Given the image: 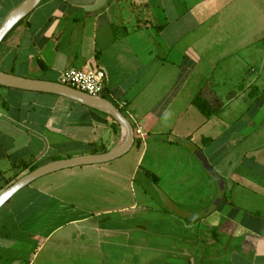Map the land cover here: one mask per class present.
I'll list each match as a JSON object with an SVG mask.
<instances>
[{"label":"crops","instance_id":"crops-1","mask_svg":"<svg viewBox=\"0 0 264 264\" xmlns=\"http://www.w3.org/2000/svg\"><path fill=\"white\" fill-rule=\"evenodd\" d=\"M24 0H0V25ZM101 69L102 97L145 136L111 162L46 175L0 209V264H264V0H42L0 71L59 82ZM201 96L212 111L194 105ZM104 112L0 86V192L53 160L121 146ZM189 222L162 207L206 210Z\"/></svg>","mask_w":264,"mask_h":264},{"label":"water","instance_id":"water-1","mask_svg":"<svg viewBox=\"0 0 264 264\" xmlns=\"http://www.w3.org/2000/svg\"><path fill=\"white\" fill-rule=\"evenodd\" d=\"M41 1L42 0H24L6 16L0 25V44L4 41L11 30L18 23L24 20L41 3ZM109 1L110 0H108V2ZM0 86L24 91L53 94L96 108L114 119L125 132L124 142L121 144V146L114 150L103 154L82 155L69 159L53 160L20 177L0 192V209L20 190L39 178L65 169L111 162L125 155L134 144L135 136L133 126L122 114L118 107L102 96H91L71 87L60 84L59 82L22 78L1 71ZM190 151L200 163L206 174L215 182L216 195L214 200L206 210L198 213H191L168 200L165 196H163V194H160V197L163 200L161 203L164 209L180 216L183 219L195 221L202 217H206L222 203L226 191V182L209 165L203 153L199 149L196 147H191Z\"/></svg>","mask_w":264,"mask_h":264},{"label":"built area","instance_id":"built-area-1","mask_svg":"<svg viewBox=\"0 0 264 264\" xmlns=\"http://www.w3.org/2000/svg\"><path fill=\"white\" fill-rule=\"evenodd\" d=\"M106 74L101 69H79L70 67L63 71L59 83L91 96H102L105 89ZM134 136L144 138L140 129L134 130Z\"/></svg>","mask_w":264,"mask_h":264},{"label":"trees","instance_id":"trees-1","mask_svg":"<svg viewBox=\"0 0 264 264\" xmlns=\"http://www.w3.org/2000/svg\"><path fill=\"white\" fill-rule=\"evenodd\" d=\"M194 105L196 106V108L207 118L210 117V115H212V111L210 109V107L207 105L206 101L201 98V96H197L195 97L194 101H193ZM189 222H192L191 220H189Z\"/></svg>","mask_w":264,"mask_h":264},{"label":"rangeland","instance_id":"rangeland-1","mask_svg":"<svg viewBox=\"0 0 264 264\" xmlns=\"http://www.w3.org/2000/svg\"><path fill=\"white\" fill-rule=\"evenodd\" d=\"M122 114L125 115V112L122 111ZM188 151L191 153L190 148H188ZM193 156V155H192ZM194 157V156H193ZM195 158V157H194ZM196 159V158H195ZM197 160V159H196ZM205 172V171H204ZM207 175V174H206Z\"/></svg>","mask_w":264,"mask_h":264}]
</instances>
